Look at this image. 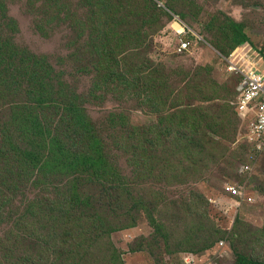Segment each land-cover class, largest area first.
<instances>
[{
    "label": "trees",
    "instance_id": "trees-1",
    "mask_svg": "<svg viewBox=\"0 0 264 264\" xmlns=\"http://www.w3.org/2000/svg\"><path fill=\"white\" fill-rule=\"evenodd\" d=\"M41 1L35 23L42 36L71 26L63 57L2 36L17 22L0 10V264H125L113 235L135 227L139 208L157 202L158 192L141 191V180L156 172L161 181L183 180L223 158L214 135L230 134V103L241 119L236 100L219 96L208 66L168 70L145 57V28L162 16L156 0H81L86 11L73 25L71 3ZM165 6L176 10L173 1ZM230 23L233 51L250 37L242 23ZM172 33L178 47L181 38L190 44L176 53H191L193 32ZM69 62L94 76L92 86L80 90ZM99 91L98 100L111 95L117 107L95 119L88 105ZM128 109L158 119L138 126ZM236 264L264 259L238 252Z\"/></svg>",
    "mask_w": 264,
    "mask_h": 264
},
{
    "label": "rangeland",
    "instance_id": "rangeland-1",
    "mask_svg": "<svg viewBox=\"0 0 264 264\" xmlns=\"http://www.w3.org/2000/svg\"><path fill=\"white\" fill-rule=\"evenodd\" d=\"M62 1L72 4L66 9L70 10V15L78 14L71 19L73 25L86 9L80 6L81 0ZM156 1L162 8L160 24L145 28V57L151 61L162 63L168 70L210 67L211 80L220 87L219 96L231 102L236 100V87L242 77L231 67L243 71L250 67L261 68L264 71V0ZM168 1L176 5L174 12L165 6ZM2 2L0 10H6L7 15L17 22L13 28L5 25L2 36H14L21 48L39 55H66L63 47L69 42L66 38L70 34L69 24L55 25V34L49 38L37 30L35 21L36 17L39 19L43 1ZM173 16L178 18L174 21ZM230 20L242 23L250 37L248 42L241 43L233 51L234 34ZM185 27L193 32L190 36L192 52L179 54L176 53L177 39L172 32L175 28L182 33ZM88 60V55H82L80 62L86 66ZM68 65L73 66L70 62ZM73 67L80 90L92 86L94 76L79 73L76 66ZM72 72L68 70L69 74ZM71 75L68 76L70 81ZM102 95L99 91L88 105V111L95 119L105 115L106 110L117 107L111 95L98 100ZM230 106V134L222 138L214 135L216 148L224 153L223 158L218 157L217 163H210L209 169L200 167L196 174L183 180L161 181L159 172L151 180H141V191L158 192L157 202L152 207L139 208L135 227L113 235V241L122 253L121 260L127 264H176L182 255L200 254L222 241L227 243L230 255L219 260L220 264H236L238 252L251 259H264V153H260L261 149L254 151L246 140L252 111L248 118H241V122L231 103ZM128 112L132 123L138 126L158 119L140 111L128 109ZM228 186L239 187L243 198L228 197L225 192Z\"/></svg>",
    "mask_w": 264,
    "mask_h": 264
},
{
    "label": "built area",
    "instance_id": "built-area-1",
    "mask_svg": "<svg viewBox=\"0 0 264 264\" xmlns=\"http://www.w3.org/2000/svg\"><path fill=\"white\" fill-rule=\"evenodd\" d=\"M182 33H186L185 30ZM190 44L184 39H180L178 52L183 53L188 51ZM231 70L241 73V80L236 87L237 98L235 102L236 109L241 118H248V114L252 120L248 132V144L256 147V151L261 149L260 153H264V71L256 68H247L242 70L239 67L233 66ZM258 153V152H257ZM227 191L233 195H242L237 187H227ZM229 255L224 242L218 243L213 248L207 250L203 254H188L182 255L179 258V263L176 264H219L220 259H224Z\"/></svg>",
    "mask_w": 264,
    "mask_h": 264
},
{
    "label": "crops",
    "instance_id": "crops-1",
    "mask_svg": "<svg viewBox=\"0 0 264 264\" xmlns=\"http://www.w3.org/2000/svg\"><path fill=\"white\" fill-rule=\"evenodd\" d=\"M242 63V65H243V61L241 62ZM237 98V97H236ZM125 261V260H124ZM125 264H127L126 262H125Z\"/></svg>",
    "mask_w": 264,
    "mask_h": 264
},
{
    "label": "clouds",
    "instance_id": "clouds-1",
    "mask_svg": "<svg viewBox=\"0 0 264 264\" xmlns=\"http://www.w3.org/2000/svg\"><path fill=\"white\" fill-rule=\"evenodd\" d=\"M186 28V27H185Z\"/></svg>",
    "mask_w": 264,
    "mask_h": 264
}]
</instances>
